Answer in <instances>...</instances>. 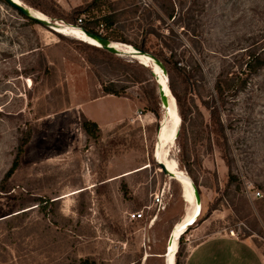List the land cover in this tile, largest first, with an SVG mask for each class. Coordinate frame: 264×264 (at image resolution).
<instances>
[{
	"label": "rangeland",
	"instance_id": "obj_1",
	"mask_svg": "<svg viewBox=\"0 0 264 264\" xmlns=\"http://www.w3.org/2000/svg\"><path fill=\"white\" fill-rule=\"evenodd\" d=\"M20 1L51 20L131 47L153 21L159 36L147 38L148 49L172 50L185 68L171 79L166 70L185 119L179 139L171 137L168 161L196 183L201 199L199 219L182 237L179 263L189 246L231 231L250 238L264 256V70L220 112L229 167L217 126L201 104L211 105L217 75L235 70L243 48L261 38L264 0H175L173 22L148 17L142 11L148 0H122L124 14L110 29L95 24L98 13L82 14L92 0ZM135 7L136 15L129 13ZM195 20L196 38L186 27ZM96 47L33 24L0 1V264H164L186 204L180 184L154 160L157 128L166 117L151 63ZM104 86L122 92L119 98L137 110L103 125L95 143L82 130L83 117L101 124L102 112L127 113L131 105L95 103ZM28 131L19 166L5 179ZM141 210L144 219L129 218Z\"/></svg>",
	"mask_w": 264,
	"mask_h": 264
},
{
	"label": "trees",
	"instance_id": "obj_2",
	"mask_svg": "<svg viewBox=\"0 0 264 264\" xmlns=\"http://www.w3.org/2000/svg\"><path fill=\"white\" fill-rule=\"evenodd\" d=\"M0 1L3 2L4 4H7L4 0H0ZM148 1L149 2L145 5L144 9H142L144 13L148 14V17L153 14L156 22L157 21L163 22L165 18L168 21H172V22L176 20L178 13L176 9L177 5H176L175 0H148ZM121 4H122V0H116V1L92 0L82 11L83 12L82 14H84L85 12L86 13H96V14L98 13L99 14L98 16L97 15L94 16L96 18V20L94 21L95 24L96 25L104 24L106 26V29H110V27L113 25L116 18L124 14L123 10L120 11ZM137 10L138 8L135 7L134 9L130 10L129 13L136 15ZM102 13H104V15H102ZM19 15L21 14L19 13ZM139 17L140 16H138V20L140 19V21L148 19V17H144V19H143V16H142V19L141 17L140 18ZM23 18L29 20L33 24H37L35 21H32L25 17ZM263 18H264V15H263ZM152 22H153L152 20L147 22L144 28L140 26V22H139L138 27L142 28V31H144L142 33V40L138 45H133L132 47L146 54H151L153 57H155L165 67L171 79V76H170L171 72L178 71L180 73V72L185 71V68L177 66L179 62L175 61L176 55L172 52V50H169L168 53H166L163 50L150 51L148 49L146 45L147 38L151 34H154L157 37L159 36L158 34L154 32L155 26ZM263 23H264V20H263ZM189 26H192L191 28L192 31L190 35L196 38L197 35H195L196 34L195 31L198 30L199 28V25L197 24V20H195L193 23H188L186 25L187 28H189ZM84 30L87 32L102 36L98 32H95L93 30H88V29H84ZM105 38L108 39V37H105ZM123 43H125V41H122V43H119V44H123ZM104 53L109 55L107 52H104ZM240 54H241L239 57L240 61L238 62L237 65H235V70H233L232 68L225 69L217 75L214 85H213V92L215 95L214 97L213 96L210 97L211 105L205 102L201 103L202 106L209 112L210 120H212L214 122V125L217 126L216 133L219 134V137L222 138V141H223L222 143V146L224 148L223 160L225 161L228 167L230 166L231 161L228 159L225 153L228 146H227V140H226L225 132H224L225 126H224V123L220 121V112L225 107L226 103H228V101L230 102L233 101L234 99H236V97L239 94L246 91V88L253 76L257 75L260 71L264 70V32L259 40L254 41L247 47L243 48ZM170 82H169V87H170L171 92L174 94L176 98V101H177L176 106L178 107V110H179V115H180L179 117H181L180 118L181 119L180 129H181L185 121L184 109H183V105L181 104L180 100L178 99L174 91L172 83ZM103 93H104V96L112 95L115 97H125L122 92H117L113 90L112 88H109L106 86L103 87ZM153 113L155 114L156 119H158L157 112L154 111ZM81 127H82L84 134L91 141L97 143V141L100 138V134H101V129L98 127V125L95 122H92L88 120L87 118L83 117ZM179 135H180V131L177 135L176 141L179 139ZM30 136L31 134L28 131L26 132L24 138L20 140L16 156L12 162L11 168L8 170V172L5 175V179L10 178L12 174L15 172V170L18 168L21 156L23 155V152H24V149L29 143ZM229 179L230 181L235 180L234 175L230 173ZM124 194L126 193L124 192ZM195 224L193 226H195ZM187 231L184 234H186ZM183 235L179 239L178 250L175 254V264H180L179 259L182 257L184 250H185V248H183V245H185L183 243V238H182ZM81 264H95V262L90 261L89 259H85L81 261Z\"/></svg>",
	"mask_w": 264,
	"mask_h": 264
},
{
	"label": "bare ground",
	"instance_id": "obj_3",
	"mask_svg": "<svg viewBox=\"0 0 264 264\" xmlns=\"http://www.w3.org/2000/svg\"><path fill=\"white\" fill-rule=\"evenodd\" d=\"M13 1L20 5L23 4L20 0H13ZM33 11L34 13L30 12V15L32 17H35L37 19H40L46 22V19L43 18L45 17L43 14L35 10ZM54 28L58 30L59 34L66 35L71 38H76V39H79L80 41H85L93 46H98L99 48L102 47L98 43V41L86 36V34L78 27L76 28V27H72V26L62 23V26H55ZM108 47H111L112 49H114L115 52L118 53L119 55L125 54V55H129L130 57L133 56L134 58L138 59L140 62L144 63L145 65H148V62L151 63L153 76L156 77V80H157L156 85L158 84L162 86L163 99L167 101L168 105H170L169 113L168 115H165L167 120L166 118L165 120H163V123L164 124L166 123V124L163 128L162 134H161L162 127H161L160 133L158 134V137L156 139L157 142L155 144L154 160L157 163V165L158 163H162L165 166L166 173H164L163 171L162 172L166 175V177H169L170 179H173L177 183L180 184L181 190H182L181 195H182L184 203L186 204V212L184 216L174 226V228L172 229L169 235L171 246L168 248V251H169L168 259L170 261V264H175L174 257L178 250L179 239L198 220L200 216V212H201V199H200L198 188L194 185V183L188 177V175H186L185 172L179 169L176 165L168 161L169 160L168 152L171 147V144H170L171 137L173 136V141L175 143L177 139L176 132L177 130L180 129L181 119L177 111L175 99L173 98L172 94L171 96L169 95L166 89V86H165L166 84H168V81L165 80V77L167 76L166 69L152 55L146 54V53L141 54L137 52L135 48L131 46L122 45V44L115 43V42H110L108 44ZM151 56L153 58H151ZM131 59L133 58L131 57ZM195 189L197 193L195 192ZM193 209H194L193 214L186 221V219L192 213Z\"/></svg>",
	"mask_w": 264,
	"mask_h": 264
},
{
	"label": "crops",
	"instance_id": "obj_4",
	"mask_svg": "<svg viewBox=\"0 0 264 264\" xmlns=\"http://www.w3.org/2000/svg\"><path fill=\"white\" fill-rule=\"evenodd\" d=\"M126 98L113 97L111 95L102 96L94 100L99 104L106 102L115 105V107L123 106L127 102ZM130 110L127 113H108L102 112L105 119L99 124V128H103L107 123L117 122L120 120H128L137 110L136 103L128 101ZM100 105V109L103 106ZM94 120V119H93ZM117 124V123H116ZM130 173H125V176ZM124 176V175H123ZM124 176V177H125ZM183 264H264V256L250 238H238L229 234L210 236L186 250Z\"/></svg>",
	"mask_w": 264,
	"mask_h": 264
},
{
	"label": "water",
	"instance_id": "obj_5",
	"mask_svg": "<svg viewBox=\"0 0 264 264\" xmlns=\"http://www.w3.org/2000/svg\"><path fill=\"white\" fill-rule=\"evenodd\" d=\"M4 1L10 7H12L13 9H15L18 13H20L23 17L28 18V19H30L32 21H35L40 26H42L44 28H47V29H49L50 31H52L54 33H58L59 34L58 30L55 29L54 27L55 26H62V23L60 21L51 20V19H49V18H47L45 16L43 18L46 19V22H44V21H42L40 19H37L35 17H32L30 15V12L31 13H34V11L30 7L26 6L24 3L22 5H20V4L16 3V2H14L13 0H4ZM83 32L86 34V36H88V37H90V38L95 39L96 41H98V43L102 46V47H100L101 49L105 50L106 52H108V53H110L112 55L121 56L118 53H116L114 49H112L111 47H108V44L110 43V41L108 39H106V38H104L102 36L96 35L94 33L87 32V31H83ZM135 50L137 52L141 53V54H144V52H142V51H140V50H138L136 48H135ZM151 58H153V57L151 56ZM152 75H153V73H152ZM165 80H166V77H165ZM155 81L157 82L156 77H155ZM165 86H166V89H167L169 95L171 96V92L169 90L168 84H166ZM156 90H157L158 98L160 100V107H161L162 110L165 109V113H166V115H168L169 110H170V105H168L167 101L163 99V96H162V86L157 84V89ZM165 113L163 112V118L165 117ZM162 124H163V119L159 122V125H158V128H157L156 139L158 137V134L160 133V129L162 127ZM178 132H179V130H177L176 136L178 135ZM158 166L161 169V171H163L164 173H166L165 166L162 163H158ZM195 192L197 193L196 189H195ZM170 244H171V242H170V237H169L168 240H167L166 252L163 255L165 257L164 264H170V261L168 259V254H169L168 248L171 246Z\"/></svg>",
	"mask_w": 264,
	"mask_h": 264
},
{
	"label": "built area",
	"instance_id": "obj_6",
	"mask_svg": "<svg viewBox=\"0 0 264 264\" xmlns=\"http://www.w3.org/2000/svg\"><path fill=\"white\" fill-rule=\"evenodd\" d=\"M77 23H78V26L81 27V26L83 25V23H84V18H83V17H79V18L77 19ZM259 197H260V193H259V192H256V193L254 194V198L257 199V198H259ZM147 210H148V209H147ZM144 217H145V215H144V210H141L139 213L134 212V213H132V214H129V218H130L131 220H134V221L142 220V219H144ZM230 235H231V236H234V237H237V234H235V232H233V231L230 232Z\"/></svg>",
	"mask_w": 264,
	"mask_h": 264
}]
</instances>
